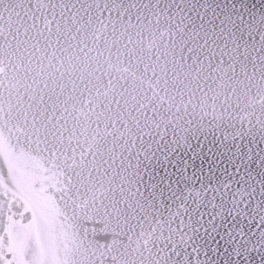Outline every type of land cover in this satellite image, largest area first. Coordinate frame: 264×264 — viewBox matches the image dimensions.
I'll use <instances>...</instances> for the list:
<instances>
[{"label":"water","instance_id":"1","mask_svg":"<svg viewBox=\"0 0 264 264\" xmlns=\"http://www.w3.org/2000/svg\"><path fill=\"white\" fill-rule=\"evenodd\" d=\"M130 49L171 107L141 108L111 71ZM262 100L264 0H0V236L45 264H180L214 228L259 239L264 167L153 187L145 156L201 125L255 149Z\"/></svg>","mask_w":264,"mask_h":264},{"label":"snow or ice","instance_id":"2","mask_svg":"<svg viewBox=\"0 0 264 264\" xmlns=\"http://www.w3.org/2000/svg\"><path fill=\"white\" fill-rule=\"evenodd\" d=\"M120 55H117L118 63L109 67L121 81L130 83L134 90V99H137L135 94H139L138 102L141 108H152L155 112L165 103L171 107L175 97L168 95L167 80L165 79L164 84L161 85L155 68L153 67L150 71L147 64L141 72L140 60L134 59L133 50H129L130 59L127 66H121ZM133 64L136 66L133 67ZM261 102L264 103V100ZM153 104L156 107H152ZM54 127L44 125L45 134L51 135ZM33 131L39 132L40 129L34 127ZM173 136V140L168 142L163 151H159L158 146V154L152 153L145 156L152 168L149 174L156 179L153 187L163 184L171 188L172 185L179 186L181 182L188 184L192 180H203L205 177H211L221 183V178L225 175L230 178L239 176L243 179L242 170L251 173L253 164L264 167V135L261 137V144L256 145L255 149L253 147L255 140H249L244 130L218 135L215 129L209 131L201 125L197 128H189L182 134L174 132ZM212 207L215 208V205ZM199 216L203 219L204 213L200 212ZM189 220L191 226V217ZM257 230H252V235H255ZM213 231L220 237L215 241V246H212L210 250L205 246L202 251L198 248L196 255H192L186 249L182 253L176 251V258L180 260V264H212L209 251L223 264H264V232H261L259 239L254 241L252 235L243 238V232L240 234L242 238H237L231 231L221 233L218 228H214ZM208 238L212 241L215 236L210 233ZM173 249H176L175 244ZM224 253H228L229 259L224 258ZM36 255L38 250L30 254L25 237L10 238L5 243L3 236H0V264H45L44 261L37 259ZM200 256L203 259H200ZM173 264L176 262L173 261Z\"/></svg>","mask_w":264,"mask_h":264}]
</instances>
